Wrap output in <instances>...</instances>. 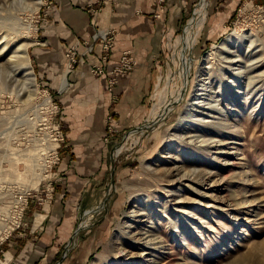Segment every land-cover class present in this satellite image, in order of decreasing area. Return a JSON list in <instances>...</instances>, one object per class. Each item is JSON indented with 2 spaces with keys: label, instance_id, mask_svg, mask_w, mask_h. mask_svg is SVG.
Returning <instances> with one entry per match:
<instances>
[{
  "label": "rangeland",
  "instance_id": "rangeland-1",
  "mask_svg": "<svg viewBox=\"0 0 264 264\" xmlns=\"http://www.w3.org/2000/svg\"><path fill=\"white\" fill-rule=\"evenodd\" d=\"M106 1L111 0L87 4L88 13L94 16ZM209 1L193 0L172 27L166 22V0H156L151 18L160 23V43L151 54L152 85L138 124L121 128L118 121L116 86L139 64L130 49L110 61L116 28L95 27L90 39L66 46L64 77L90 55L89 73L105 77L108 108L99 142L107 164L79 217L66 221L69 233L56 236L38 261L264 264V3L241 0L223 7ZM52 5V0H0V39L8 33L9 41L0 51V260L11 238L20 240L33 229L37 242L49 226L57 232L65 221L52 214L59 205L53 174L66 144L64 110L39 79L32 57ZM220 12L226 30L207 37L208 20ZM108 30L112 45L103 60L100 40ZM30 41L28 67L36 86L26 87L22 76L28 68L13 66L10 56L16 45ZM57 92L64 90L58 86ZM47 144L52 148L44 154L51 159L43 177L38 152ZM183 174L194 180L180 182ZM151 239L163 247L132 260ZM154 246L152 241L146 247Z\"/></svg>",
  "mask_w": 264,
  "mask_h": 264
},
{
  "label": "crops",
  "instance_id": "crops-1",
  "mask_svg": "<svg viewBox=\"0 0 264 264\" xmlns=\"http://www.w3.org/2000/svg\"><path fill=\"white\" fill-rule=\"evenodd\" d=\"M51 19L40 35L43 41L34 43L32 50L34 66L40 80L54 92L56 101L63 107L61 127L65 132L66 144L61 149L60 161L55 166L54 176L59 188L57 212L54 219L65 220L58 231L49 226L45 236L35 242V231H27L20 239L12 238L4 243V260L0 264H47L39 260L42 253L58 235L69 233L68 225L85 208L90 187L96 185L98 177L104 175L107 164L106 150L99 137L104 132L103 119L108 108V93L104 76L89 73L90 55L85 64H78L66 77L62 75V60L66 46L78 39H90L95 27L112 26L117 30L110 61H115L122 50L130 49L138 60L132 74L121 76L116 86L120 95L118 121L120 127L138 124L145 116L146 97L152 85L151 54L158 51L160 23L152 21L151 13L156 0H111L91 16L86 6L98 0H52ZM241 0H210L209 6H237ZM264 3V0H257ZM193 0H166V22L176 26L182 21L185 11ZM140 10V14L136 11ZM211 15L212 25L207 37L217 38L225 29L222 12ZM98 53L95 47L93 55ZM63 78L72 85L62 86ZM62 80V82H61ZM58 86L60 91L57 92ZM57 188V189H58ZM88 200V199H87ZM63 204V205H62ZM56 211V210H55ZM51 217V216H49ZM53 217V216H52ZM66 221L68 223H66ZM63 229V230H61ZM42 249V250H41ZM41 250V251H38Z\"/></svg>",
  "mask_w": 264,
  "mask_h": 264
},
{
  "label": "bare ground",
  "instance_id": "bare-ground-1",
  "mask_svg": "<svg viewBox=\"0 0 264 264\" xmlns=\"http://www.w3.org/2000/svg\"><path fill=\"white\" fill-rule=\"evenodd\" d=\"M38 3H41V0H37ZM202 3H199L198 6H201ZM17 31V30H16ZM29 31H27L26 33H28ZM7 35L8 33L3 36V38H6L5 40H3L2 38L0 39V51H2L3 49H5L6 46L9 45V41L7 40ZM254 39H252L251 43L253 44L254 43ZM33 44V41H30V42H25V43H21V44H18L16 45V47L11 51V56H10V63L13 64V66H22V67H26V69L28 68L27 71L24 72L23 76H22V79L24 81V85L26 87H31V86H36V81H35V76L31 70L30 67H28V62H29V57H28V53H27V48L29 45ZM220 51V50H219ZM1 53V52H0ZM216 53V51H212L211 54H214ZM11 64V65H12ZM21 67V68H22ZM35 89H33L32 92H30L29 94V98L28 100H30L31 98H33V96L35 95ZM225 119H226V116H225ZM228 120V119H227ZM197 128V127H196ZM199 129V128H198ZM196 130L195 129V132L196 131H199V130ZM207 129L203 130V131H206ZM200 133V132H199ZM194 135V134H193ZM47 139L46 138V142H47ZM203 142H208L207 139H204L202 140ZM48 143V142H47ZM52 147L47 144L45 147H43L38 153L39 155L43 154V159H40V163H41V166H40V170H42L41 172L43 173V177L46 176L45 175V171L47 170V168L50 166V157H46V155L44 153H46V149H51ZM36 150V149H35ZM193 154L196 155V157L198 156V153H196L195 151H193ZM42 158V157H41ZM49 158V159H48ZM203 158V157H202ZM190 171H195L196 168H191L189 169ZM184 178L186 179H189V181H193L194 178L189 176V174H183L181 175L179 178H177L180 182H182L184 180ZM20 205V204H19ZM145 205V204H144ZM147 206L151 205L150 203H146ZM149 208V207H148ZM164 208H167L166 206H164ZM151 210V209H149ZM11 229V228H10ZM1 238V237H0ZM2 239V238H1ZM152 241H153V244H155L154 248H148L146 247L147 245L149 246V244H152ZM160 243V244H159ZM157 244H159L157 246ZM159 247H163V245H161V240H158V242H156V239H151V241L148 243V242H145V246L142 247L141 249V252L138 253V254H132L131 255V259L134 260L135 257H138V256H141L142 255V252L143 251H147V250H151L150 253L152 252H156L155 250H157ZM140 251V250H139ZM160 256L163 258V253L160 254ZM134 264V263H132Z\"/></svg>",
  "mask_w": 264,
  "mask_h": 264
},
{
  "label": "built area",
  "instance_id": "built-area-1",
  "mask_svg": "<svg viewBox=\"0 0 264 264\" xmlns=\"http://www.w3.org/2000/svg\"><path fill=\"white\" fill-rule=\"evenodd\" d=\"M112 32L113 31H107L106 33L103 32L104 37L100 40L101 45H102V59L105 60L106 56L108 55V51L112 45ZM105 57V58H104ZM102 71L103 69H99ZM116 71V70H115ZM52 140H56V136H53ZM49 156L54 157L55 156V151L52 152Z\"/></svg>",
  "mask_w": 264,
  "mask_h": 264
}]
</instances>
